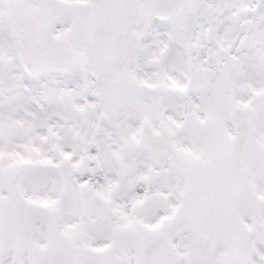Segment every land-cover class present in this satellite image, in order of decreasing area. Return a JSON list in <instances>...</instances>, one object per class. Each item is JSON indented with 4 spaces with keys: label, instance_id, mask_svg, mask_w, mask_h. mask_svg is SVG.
I'll return each instance as SVG.
<instances>
[{
    "label": "snow or ice",
    "instance_id": "6c2138e0",
    "mask_svg": "<svg viewBox=\"0 0 264 264\" xmlns=\"http://www.w3.org/2000/svg\"><path fill=\"white\" fill-rule=\"evenodd\" d=\"M0 264H264V0H0Z\"/></svg>",
    "mask_w": 264,
    "mask_h": 264
}]
</instances>
